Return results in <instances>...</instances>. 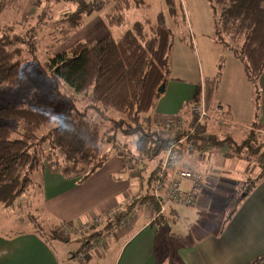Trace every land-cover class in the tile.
Segmentation results:
<instances>
[{
	"label": "trees",
	"instance_id": "1",
	"mask_svg": "<svg viewBox=\"0 0 264 264\" xmlns=\"http://www.w3.org/2000/svg\"><path fill=\"white\" fill-rule=\"evenodd\" d=\"M209 1L213 12L218 14L215 38L243 63L245 78L253 86L254 104L258 107L261 98L259 82L264 73V0ZM129 8L130 0H115V6L107 17L109 25L120 26L125 19L124 11ZM2 9L3 2L0 0V13ZM89 11L90 6L82 4L60 22L65 38L83 26ZM171 12L174 13V9ZM18 43L23 42L19 38H0V88L16 87L23 78L22 50L19 47L11 50L9 47ZM173 45L172 33L160 14L155 24L137 22L115 38L80 43L69 51L56 54L45 70L53 90L62 97L60 89L64 83L76 95H84L87 104L81 111L74 109L66 116H60L52 104L0 109V118L5 121L0 125V202L9 208L23 197L32 184V175L46 161L49 162L53 152L64 150L68 160L86 165L91 174L109 160L107 148L112 146L115 151H122L126 168L138 176L142 193L129 208L151 204L154 223L160 226L168 224V215L173 211L160 214L154 186L161 178L167 177L161 166L171 144L178 145L180 139L186 138L185 145L199 142L196 150H201L206 140L211 146L230 145L229 139L216 142L208 134L209 122L200 123L197 117H192L191 129L184 132L176 127L164 132L154 126L153 112L160 98L158 89L168 82ZM71 98L74 99L73 95ZM196 103L197 100L186 103V109ZM51 125L55 127L42 135V130ZM17 130L20 137L13 139ZM119 133L130 138L133 146L122 144L115 137ZM204 135L207 138L204 139ZM253 138L256 135L251 133L239 149L249 148L252 153H259L261 145ZM45 144L49 146L48 153L43 151ZM239 149L231 152L236 153ZM261 158L258 162L261 166L259 178L264 176V153ZM256 181L230 194L226 200L224 224L235 216L253 192ZM126 217L127 213L119 210L108 215L103 223L88 225L80 251L73 256H78L84 249H91L96 241L117 230ZM57 229L42 228L41 239L45 243L69 242L70 239L62 238L61 231ZM263 261L264 254L251 264ZM159 264L180 262L170 258L168 253Z\"/></svg>",
	"mask_w": 264,
	"mask_h": 264
},
{
	"label": "crops",
	"instance_id": "2",
	"mask_svg": "<svg viewBox=\"0 0 264 264\" xmlns=\"http://www.w3.org/2000/svg\"><path fill=\"white\" fill-rule=\"evenodd\" d=\"M208 42L209 45L212 44L211 48L214 51L211 55L212 60L216 56L214 63L217 72L213 71L206 77L204 70L199 68V76H197L194 68L190 67L193 60L195 61L197 52L189 44H181L178 55L183 66L178 73H183V79L189 83L188 90L185 89L188 94L178 99L179 94L176 90L182 84L177 82H185L178 77L172 78L171 82H167L166 91L160 95L153 112L155 116L172 119L184 118L187 100H197V104L208 111L216 105H221L228 111L229 119L232 120V128L227 133H222L215 130L209 123L208 134L218 143L229 139L230 145H215L190 153L187 149L188 144H183L180 146L184 151L182 160L168 173L172 177L181 165L187 164L202 176L205 187L197 205L193 208L175 207L172 215H168L169 223L160 226L154 223L155 214L149 208V204L129 208L135 198L142 193L138 181L136 187H126L125 191L124 189L118 191L114 187L109 196L106 192L109 189L104 187L107 198L103 202L90 201L94 204L87 206L82 216L77 218L81 223L79 221L80 224L78 222L74 225L69 224L76 228L77 225L82 227V225H89L94 218H99L103 223L106 217L113 215L115 211H125L126 218L130 221L125 225L121 224L117 230H112L107 234L109 241L107 248L102 249L103 254L96 253L92 248L85 249L82 261L80 262L77 255L72 257L74 261L69 259L63 253L64 251L60 253L63 250L60 249L61 247L58 251L52 246V242L45 243L41 239L40 231L34 228L27 229V231L17 230L10 235L0 233V264H159L168 254L165 248L168 251V237L172 236L174 229L172 225L176 223L185 228V234L190 239L187 244L175 250L174 259L179 262L182 261L185 264H251L264 254V176L259 178L261 166L259 167L257 161L258 166L251 173L248 170L251 165L247 164L244 170V175L247 177L244 180L224 178V174L231 177L234 175L232 172L242 170L241 161L238 159L244 161L247 159L244 150L249 148L239 149L241 143L247 139L242 134V130H246L247 136L252 131H258V138L263 143L264 73L259 82L260 103L256 107L254 89L245 78L243 63L216 40L215 34L212 39H208ZM175 48L173 45L170 62L174 58ZM208 51L207 44L199 43V57L204 56ZM209 52L211 53V50ZM236 149H239L238 152H231ZM120 168V171L124 172L126 165L123 163ZM220 175H222L221 179H219ZM59 176L50 174L47 169H44L45 187L43 189L50 203L52 199L57 200L67 192L78 188L69 187V183L67 187H58L65 183L64 179ZM135 176L137 175L132 173V177ZM250 177L255 180L259 179L256 181L253 192L243 202L235 216L224 224L225 203L228 195L234 190L243 188ZM55 185L57 187H54ZM124 195L127 198H124ZM219 208L221 212L218 218L215 211ZM175 227L177 228V224ZM61 228L57 231L59 232ZM80 239L82 240L83 236ZM80 239L79 237L76 239L78 242L76 253L82 246ZM260 264H264V261Z\"/></svg>",
	"mask_w": 264,
	"mask_h": 264
},
{
	"label": "rangeland",
	"instance_id": "3",
	"mask_svg": "<svg viewBox=\"0 0 264 264\" xmlns=\"http://www.w3.org/2000/svg\"><path fill=\"white\" fill-rule=\"evenodd\" d=\"M2 2L0 38L3 36L19 38L23 42L22 44L18 43L9 46L11 50L16 47L22 50L20 60L23 78L16 87L0 88V109L8 106L32 107L38 104H52L60 116H66L74 109L81 111L87 104L85 96L76 95L62 82V88L60 89L62 97H60L53 90L51 82L46 77L45 70L47 69V63L56 54L69 51L80 43H89L106 37L115 38L120 36L137 22L150 21L155 24L160 14L163 15L165 24L172 33L174 47H176L174 58L171 62L169 61L170 73L167 77L168 81L171 82L174 77H178L181 80L184 78L183 73H178L181 66H183L178 55V49L181 44H189L197 52L195 61L192 59L193 63L190 65L197 72V76H199V68L200 70L201 68L204 70L206 77L213 71L214 73L217 72L214 63L216 56L212 60L211 55L214 51L211 48L212 44H208V39H212L214 36L215 26L219 21L218 14L213 12L212 4L209 0H130V8L124 11L125 19L123 23L116 27L110 26L107 18L115 6V0H2ZM82 4L90 6V11L85 16L84 24L77 32L65 38L62 33L63 26L60 22L66 16L78 10ZM172 9H174V13L171 12ZM199 43H203V45L207 44L211 53L208 51L205 52L204 56L199 57ZM183 82L185 83L177 82L182 84L176 90L179 94L178 99H182L188 94L185 89L188 90L187 85L189 83L185 79H183ZM72 95L74 99L71 98ZM188 102H191V100H187L186 103ZM160 117H154L153 124L155 127V123L158 121L161 124L165 123L163 122L164 119ZM192 117L195 118L197 116L191 112V108H187L184 118H178L175 122L180 126V130L184 132L191 129ZM223 117V120L225 119L228 122L229 127L219 126L213 119H209L208 122L210 125H213L215 130L227 133L233 125L226 108ZM4 123L5 121L0 118V125ZM54 127L55 125H51L44 128L41 134L46 135ZM251 133L256 135V138L253 139H257L256 143L261 145V151L255 154L248 151L249 149L244 150L246 151V161L238 159L241 161L242 170L240 172H232L234 175L231 177H227L224 174V178L244 180L247 177L244 175L246 165H251L248 169L251 173L259 165L256 163L262 159L264 140H262L263 143L259 140L258 131H252ZM242 134L247 139L250 137V134L247 136L246 130H242ZM19 137L20 131L17 130L13 135V139ZM115 137L122 144L126 143L130 147L134 144L130 138H125L120 133L116 134ZM254 140H252L253 146H255ZM111 147L107 148L109 160L96 172L91 174L86 165L68 160L64 150L53 152L49 162L46 161L44 163L47 168L42 166L32 175V184L23 197L17 199L16 203L9 208L0 202V233L10 235L13 232H17V230L27 231V229L34 228L42 232L44 231L42 228H61L60 226L62 225H64L62 228L68 226L76 228L69 224H78L80 220L77 218L82 216L81 214L86 211V207L93 205L94 203L92 202H103L107 198L106 192L109 196L113 192L114 187L118 191H122V189L125 191L126 187H136L138 176L132 177L133 172L127 168L123 170L124 172L120 171V165L123 164V153L121 150L115 151ZM49 150L48 144H45L43 151L48 153ZM249 160H251L250 163ZM44 169H47L50 174L60 175L59 177L64 179L65 183L58 187H67L69 183V187L78 188L67 192L57 200L55 198L52 199L51 203L48 202L45 190L43 189L45 187V183L43 182ZM221 178L222 175L219 176V179ZM256 180L250 177L247 183H252ZM54 187L57 186L55 185ZM104 187H107L109 191L105 192ZM124 198H127V196L124 195ZM220 212L219 208L215 211V215L218 217ZM176 224L177 228L175 227ZM176 224L172 225V228H174L173 233L171 237H168V251L165 248L166 252L170 253V258L175 257L177 247L183 246L190 241L188 235L185 234V228L179 226V223ZM85 230L86 228L80 231L73 230V234L69 237L71 241L67 243L52 241V246L58 251L61 247L60 249L63 250L60 253L64 251L63 253L69 259H72L78 250L76 239L78 237L79 239L80 237L82 238ZM103 240L108 245L109 236L107 235ZM102 251L100 250L99 252L103 254ZM72 260L75 261V259ZM180 264L185 263L181 261Z\"/></svg>",
	"mask_w": 264,
	"mask_h": 264
},
{
	"label": "built area",
	"instance_id": "4",
	"mask_svg": "<svg viewBox=\"0 0 264 264\" xmlns=\"http://www.w3.org/2000/svg\"><path fill=\"white\" fill-rule=\"evenodd\" d=\"M191 112L198 117L200 123L213 119L217 125L229 127L228 122L225 119L223 120L225 108L221 105H216L211 111H208L196 103L192 105ZM160 118L164 119L163 122L165 123L162 122L163 124H161L160 121H158L155 125L164 132H170L173 127L180 129V126L175 122L176 119L173 120L172 118L162 116ZM203 137L205 139L207 138V135H204ZM185 142L186 138H182L179 140L178 145L171 144L163 160L161 168L162 171L167 174V177L161 178L154 186V196L156 202L160 205V214L173 211L175 207H195L199 201L202 191L204 190L205 186L202 176L190 165L183 164L172 177L168 175L169 170L173 169L176 164L182 160L184 151L180 148V146L185 144ZM199 145L198 141H192V143L188 145L187 149L190 153H193ZM210 146L211 144L207 140L203 142V148L208 149ZM148 206L151 210H153V205L149 204ZM129 221L130 219L125 218L121 224L125 225ZM98 222L99 219L94 218L90 224H98ZM87 226L88 225H82V227L77 228L68 226L61 230L60 235L62 238L68 239L73 234V230L80 231ZM91 248L93 251L98 253L100 250L106 249L107 244L104 240L96 241ZM86 250L84 249L78 254L77 257L79 260L84 258V251Z\"/></svg>",
	"mask_w": 264,
	"mask_h": 264
},
{
	"label": "water",
	"instance_id": "5",
	"mask_svg": "<svg viewBox=\"0 0 264 264\" xmlns=\"http://www.w3.org/2000/svg\"><path fill=\"white\" fill-rule=\"evenodd\" d=\"M166 87H167V83H163V84L160 86V88L158 89V93H159L160 95L164 94L165 91H166Z\"/></svg>",
	"mask_w": 264,
	"mask_h": 264
}]
</instances>
